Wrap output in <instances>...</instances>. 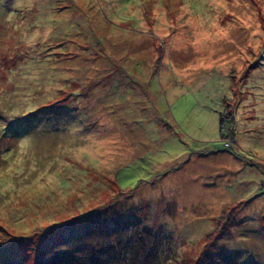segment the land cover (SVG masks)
<instances>
[{"label": "rangeland", "instance_id": "1", "mask_svg": "<svg viewBox=\"0 0 264 264\" xmlns=\"http://www.w3.org/2000/svg\"><path fill=\"white\" fill-rule=\"evenodd\" d=\"M80 217L72 264H264V0H0V247Z\"/></svg>", "mask_w": 264, "mask_h": 264}, {"label": "trees", "instance_id": "2", "mask_svg": "<svg viewBox=\"0 0 264 264\" xmlns=\"http://www.w3.org/2000/svg\"><path fill=\"white\" fill-rule=\"evenodd\" d=\"M229 133H230V131H229ZM225 142L227 144L228 141H225ZM78 220H79V222H78V226H76L77 228H73V229L77 230V232H75L73 235H71L69 237L63 236L62 238L58 239L55 242V244H48V246L45 245L46 247H44V249L40 250V252L37 253V257H36L37 261H35L34 264H53L57 260L58 256H60L63 261H66V262L72 264L70 261L71 258L74 259V257H76V255H79V254L83 255V253L86 252L85 247H87V246H88V248L91 247L90 249L91 250L93 249V251H95V248H93L94 242H95V239H97L99 235L101 237H103V239L106 238L107 240L113 238V235H116V234H114V232L110 233L109 231L102 230L100 227V222L96 226V228L92 229V226L90 224H88V222H87L88 220L86 218L80 217ZM69 223H71V222H69ZM72 225L73 224L71 223L69 226H72ZM70 228H72V227H70ZM115 229H113V230H115ZM145 230H147V229H145ZM97 233H98V236L96 235ZM88 235H91L94 238L97 236V238H95L94 241L89 240V241L85 242L84 238L88 237ZM142 236H145V232H144V235L142 234ZM70 237H72L73 239L74 238H81L85 242V244L81 245L80 243H76L73 245L74 248L73 247H65L63 249V247H62L61 249H58V247L60 245H63V246H64V244L66 245V243H67L66 241L68 239H70ZM38 239H39V237H38ZM141 240H142L141 241L142 245L140 247L146 246V242H147L146 239L144 240L143 238H141ZM47 243H49V242H47ZM8 245L0 247V249L5 247L4 249L0 250V264H24L25 260H22V258L20 256L21 250H18V249L13 250L10 248V245L9 246ZM67 245H68V243H67ZM112 245L116 246V243H114V244L109 243L107 246L110 247L113 251ZM68 246H72V245H68ZM22 248H24V247H22ZM90 249H89V252H91ZM102 250L99 252L102 253L104 251V250L103 251ZM89 252H87L88 256H89ZM53 253L54 254L57 253V256L48 260V257L53 255ZM221 253H224V252H221ZM103 254H104V252H103ZM226 256H227V254H226ZM228 257L230 260L232 259L231 256L228 255ZM99 258H100V255H98V259ZM105 258L107 259L106 256H105ZM233 260L237 261L236 259H233ZM231 263H232V261H231Z\"/></svg>", "mask_w": 264, "mask_h": 264}, {"label": "built area", "instance_id": "3", "mask_svg": "<svg viewBox=\"0 0 264 264\" xmlns=\"http://www.w3.org/2000/svg\"><path fill=\"white\" fill-rule=\"evenodd\" d=\"M227 145V144H226Z\"/></svg>", "mask_w": 264, "mask_h": 264}]
</instances>
